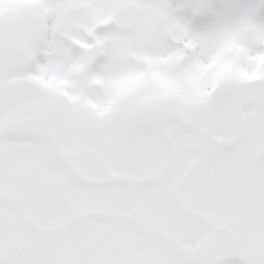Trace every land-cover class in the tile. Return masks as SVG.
<instances>
[{
	"label": "clouds",
	"instance_id": "obj_1",
	"mask_svg": "<svg viewBox=\"0 0 264 264\" xmlns=\"http://www.w3.org/2000/svg\"><path fill=\"white\" fill-rule=\"evenodd\" d=\"M0 21V264H264V0H0ZM49 92L112 134L69 157L28 103Z\"/></svg>",
	"mask_w": 264,
	"mask_h": 264
},
{
	"label": "snow or ice",
	"instance_id": "obj_2",
	"mask_svg": "<svg viewBox=\"0 0 264 264\" xmlns=\"http://www.w3.org/2000/svg\"><path fill=\"white\" fill-rule=\"evenodd\" d=\"M3 25L4 22L0 21V27ZM28 103L48 122L53 136L60 139L62 149L69 154V157L102 145L116 127V121L108 116L80 103L65 100L55 92L32 95L29 97ZM136 112V103L130 102L125 108V121L120 124L121 132L126 129L127 118ZM177 139L184 140L187 147L193 151L198 147L183 130L177 131ZM42 152L49 158L58 156L57 146L53 142L45 143ZM2 155L3 148L0 147V157ZM67 163L70 164V159ZM24 191L26 196L38 199L49 194L47 188L37 181L27 182Z\"/></svg>",
	"mask_w": 264,
	"mask_h": 264
}]
</instances>
